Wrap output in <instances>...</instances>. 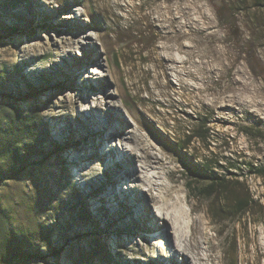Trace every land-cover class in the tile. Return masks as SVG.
<instances>
[{
  "label": "rangeland",
  "instance_id": "obj_1",
  "mask_svg": "<svg viewBox=\"0 0 264 264\" xmlns=\"http://www.w3.org/2000/svg\"><path fill=\"white\" fill-rule=\"evenodd\" d=\"M235 5L0 0V105L39 113L46 133L44 144L25 153L19 175L0 178L6 216L46 255L31 264H189L175 250L191 241L184 243L162 217L171 185L173 196L188 197L186 210L197 207L193 218L203 220L223 264H264L255 245L259 237L264 244L261 179L245 170L259 206L240 223H218L210 204L186 187L189 169L205 155L199 143L184 148L197 116L206 115L220 157L264 166V12L250 0ZM169 53L178 60L167 79L159 62ZM183 71L192 75L181 80ZM126 122L134 126L129 136L153 143L159 158L174 162L146 174L139 157L123 151L130 146ZM173 169L162 194L157 185L143 194L139 176L147 185L161 183L159 176ZM82 205L92 219L75 223L73 209ZM54 247L63 254L55 256ZM106 249L112 263L91 259Z\"/></svg>",
  "mask_w": 264,
  "mask_h": 264
},
{
  "label": "trees",
  "instance_id": "obj_2",
  "mask_svg": "<svg viewBox=\"0 0 264 264\" xmlns=\"http://www.w3.org/2000/svg\"><path fill=\"white\" fill-rule=\"evenodd\" d=\"M250 1L251 8L264 12V0ZM219 2L221 9L226 5L234 9L235 4L242 3V0ZM2 80L0 71V83ZM194 121L196 125L193 129L187 130L184 134V148L199 143L203 146L205 155L200 157V162L194 165L196 167L189 169L190 180L186 187L195 198L206 200L210 204L209 211L215 221L240 223L259 206V200L247 185L248 177L244 172L247 170L249 177L254 176L264 182V166L254 163L245 164L244 167L237 166L231 158L220 157L213 151V146L219 139L209 128L206 115L197 116ZM45 134L39 113L30 115L13 103L0 105V178L11 175L12 171V176L19 175L21 167L18 164L26 152L35 151L40 144H44ZM233 169L240 173L229 175ZM76 211H78L76 219L75 213L71 215L75 223L91 221L92 213L85 205L76 206L73 212ZM22 234L24 233L11 224L0 202V264H31L46 258L44 252L34 247L26 234L24 236ZM53 254L59 257L63 254V249L54 247ZM231 258L235 260L233 254ZM91 259H97L100 263H112L114 260L107 249L92 255Z\"/></svg>",
  "mask_w": 264,
  "mask_h": 264
},
{
  "label": "bare ground",
  "instance_id": "obj_3",
  "mask_svg": "<svg viewBox=\"0 0 264 264\" xmlns=\"http://www.w3.org/2000/svg\"><path fill=\"white\" fill-rule=\"evenodd\" d=\"M180 49L181 48H179V51L182 52L183 50L186 49V46L182 45V49L181 50ZM168 50H170V48H168ZM169 54L170 55H168L167 57H163L159 62L160 68L162 69L161 75L166 77L167 79L168 77H170L171 71L174 72L176 71L175 63L178 60L177 59L178 56L176 58V56L173 53H169ZM191 75H192L191 72L185 71L183 73V76L181 75V80H183L184 77H188ZM197 87L199 88V86ZM199 92H201V89H199ZM217 103H218L217 101H213L214 105H216ZM133 128L134 126L132 124L128 122L125 123V129L123 130V134H125V137H123V140L129 143L130 146L125 147L123 151L128 152L135 156L137 155V157H139V159L142 162L146 174L148 175L153 173L159 174L158 173L159 169H166L169 164H172L174 162L173 159L167 158L165 156L159 158V156H157L155 153L156 147L153 143L147 144L146 140L144 141V139L142 140L140 137L136 135L134 137L129 136L132 135L131 129ZM134 142H137V144H135ZM136 150H138V153L136 152ZM176 173H177V169H173L172 171L167 172L166 175L163 174L162 176H159V180L161 181V183L159 182L154 183L151 180H148L147 181L149 182L148 185L146 181L141 176H139V182H140L139 187L142 188L141 189L142 192L143 190L144 191L147 190L148 192L149 191L153 192V186L157 185L158 189L156 190L160 194H162L165 188H167V186L164 184L167 176L169 177V180L172 184V179ZM163 200L172 202L169 208L167 209L166 214L162 213L163 219L165 218L168 221H170L173 225L177 226L176 227L177 232L180 233L184 243L191 241L189 248H187V244H185V246H182L180 249L175 250V253L176 252L181 253L183 257L186 258L187 261L189 260V264H190V257L194 258L195 264H223L224 256L216 255V251H217L216 247L213 245V239L209 237L206 228H204L203 220L201 218H196V219L193 218V214L197 211V207L191 206L189 210L185 209V205L189 204L188 197L173 196L172 185H171V187L167 189V194L165 195ZM159 209L162 211V207H160ZM156 218H157L156 219L157 223H159L158 222L159 218L158 217ZM186 230L189 231L188 236L185 233ZM157 232H159V230L152 231L153 236H155ZM259 238L255 239V245L257 248L260 249V251L262 250L264 252V244H262L261 239Z\"/></svg>",
  "mask_w": 264,
  "mask_h": 264
}]
</instances>
